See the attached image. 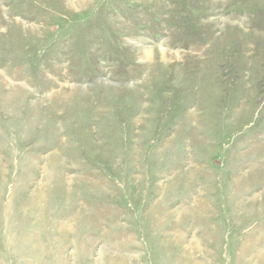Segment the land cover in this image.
<instances>
[{
	"label": "rangeland",
	"instance_id": "obj_1",
	"mask_svg": "<svg viewBox=\"0 0 264 264\" xmlns=\"http://www.w3.org/2000/svg\"><path fill=\"white\" fill-rule=\"evenodd\" d=\"M0 264H264V0H0Z\"/></svg>",
	"mask_w": 264,
	"mask_h": 264
},
{
	"label": "crops",
	"instance_id": "obj_2",
	"mask_svg": "<svg viewBox=\"0 0 264 264\" xmlns=\"http://www.w3.org/2000/svg\"><path fill=\"white\" fill-rule=\"evenodd\" d=\"M116 249H119V250H121L119 247H117ZM124 249V248H123ZM126 249H128V246H127V248ZM37 255V251L33 254V256H30V260H31V257H34V256H36ZM37 258V257H36ZM29 259H27L26 261L28 262V261H30Z\"/></svg>",
	"mask_w": 264,
	"mask_h": 264
}]
</instances>
